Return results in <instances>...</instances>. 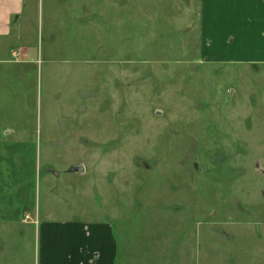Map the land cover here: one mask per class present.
<instances>
[{
    "label": "rangeland",
    "instance_id": "374dc122",
    "mask_svg": "<svg viewBox=\"0 0 264 264\" xmlns=\"http://www.w3.org/2000/svg\"><path fill=\"white\" fill-rule=\"evenodd\" d=\"M200 4L25 1L0 213L109 220L117 264H264V65L203 54Z\"/></svg>",
    "mask_w": 264,
    "mask_h": 264
},
{
    "label": "crops",
    "instance_id": "0c3cea01",
    "mask_svg": "<svg viewBox=\"0 0 264 264\" xmlns=\"http://www.w3.org/2000/svg\"><path fill=\"white\" fill-rule=\"evenodd\" d=\"M25 1L0 0V79L17 77L4 56L16 54L12 29L27 18ZM199 9L203 54L219 63L264 65V0H201ZM30 211L0 213V264H117L120 244L111 221H41Z\"/></svg>",
    "mask_w": 264,
    "mask_h": 264
},
{
    "label": "water",
    "instance_id": "95a60500",
    "mask_svg": "<svg viewBox=\"0 0 264 264\" xmlns=\"http://www.w3.org/2000/svg\"><path fill=\"white\" fill-rule=\"evenodd\" d=\"M72 172H79V173H84L85 169L83 166H74L72 167Z\"/></svg>",
    "mask_w": 264,
    "mask_h": 264
}]
</instances>
